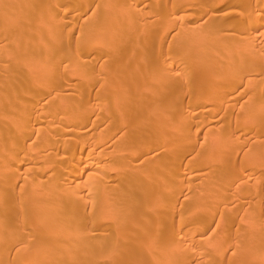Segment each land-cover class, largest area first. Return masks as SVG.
Returning <instances> with one entry per match:
<instances>
[{
    "label": "bare ground",
    "instance_id": "obj_1",
    "mask_svg": "<svg viewBox=\"0 0 264 264\" xmlns=\"http://www.w3.org/2000/svg\"><path fill=\"white\" fill-rule=\"evenodd\" d=\"M100 49L101 72L61 67ZM174 94L189 101L148 109ZM155 139L163 153L148 157ZM11 189L0 264H264V0H0V195Z\"/></svg>",
    "mask_w": 264,
    "mask_h": 264
},
{
    "label": "rangeland",
    "instance_id": "obj_2",
    "mask_svg": "<svg viewBox=\"0 0 264 264\" xmlns=\"http://www.w3.org/2000/svg\"><path fill=\"white\" fill-rule=\"evenodd\" d=\"M150 3V2H149ZM149 3H147V4H145V5H143V24H146V26H147V28H146V31H150V29L151 28H153V26H154V24H155V22H154V20H156L157 18L156 17H153L152 15H150V12H151V10H152V8H153V6H150L149 5ZM146 13V14H145ZM167 22V21H166ZM166 22H162V24L160 25V30H162L163 28H164V26H165V23ZM174 29H177V27H175ZM173 29V30H174ZM109 48V47H108ZM108 48H106L105 50L107 51V49ZM98 52V53H97ZM97 53V54H96ZM102 53V55H100ZM86 56H84L83 55V57L80 59V62H78V63H75V62H68V63H66V64H62V68L64 67V66H66V65H68L69 66V68H68V70H67V72H66V75H70V74H72V73H75V72H77V73H81V72H84V71H88V70H90V72H94V71H96L99 67V69H101V68H103V65L105 64L104 62H105V60L107 59V57L105 56L106 54H104L103 53V50L101 51V49L99 50V51H95V54H94V52H91V53H89V55H88V53H86L85 54ZM92 56V57H91ZM137 56H139V58L142 56L140 53H139V55H138V53L136 54V58H137ZM73 57H75V55L73 56ZM104 57H106L105 59H104ZM138 58V59H139ZM138 59H136V60H138ZM72 60H76V59H74V58H72ZM96 60V61H95ZM29 62V61H28ZM29 63H31V64H29ZM28 64H26V67L27 68H30L29 66H31L33 69L38 65L35 61H31V58H30V62H29ZM104 63V64H103ZM49 64V63H48ZM33 65V66H32ZM105 66V65H104ZM46 67H48L47 65L45 66V69H46ZM95 67V68H94ZM31 68V69H32ZM106 67H104L103 68V70L105 69ZM92 69V70H91ZM98 69V71H96V72H101V70H99ZM102 70V71H103ZM101 77V76H100ZM100 79V78H99ZM101 79H102V77H101ZM98 80V82L97 83H94V82H90V83H92V86L94 87L93 89H94V91H97L98 89H100V87L102 86V84H101V82H102V80ZM128 82V81H127ZM126 82V84H124L123 86H120L121 88H118V89H121V90H125V88H124V86H126L127 87V85H128V83ZM70 84H75V85H83L84 83H85V81H82L81 79H71L70 80V82H69ZM89 83V86L91 87V84ZM95 84V85H94ZM130 87V86H129ZM128 87V88H129ZM118 89H113V90H115V92L114 91H112L111 92V90L109 91L110 92V94H108L106 97H108L107 99H109L110 101L113 99V98H118V99H123V97H122V95H120V94H118ZM109 90V89H108ZM117 90V91H116ZM121 92V91H120ZM119 92V93H120ZM123 93V92H122ZM122 97V98H121ZM125 97V96H124ZM170 98V100L168 101V99ZM188 96H182V95H177V94H174V96H163V97H156V96H152L151 97V99H150V101L148 100V102H149V104H150V106L148 107V109L150 110V109H154V108H151L152 107V105L154 104V103H162L163 104V106H161V107H163V109H165V108H167V107H165V104H167V102H170V106L172 105V106H174L175 105V103L176 102H180V101H183V102H186V101H189L188 99ZM124 100V99H123ZM197 106H199V105H197ZM15 108V107H14ZM13 108V111H12V113L14 112V110L16 111L17 109H14ZM152 110H150V112H151ZM185 111V110H184ZM185 113V112H184ZM150 119V118H149ZM162 119H163V117H161V121H162ZM148 120V119H147ZM221 122L219 121V122H217V124L215 125V126H213V127H211V128H214L213 129V133L216 131V128H219L220 126H221V124H220ZM132 124V123H131ZM143 125H145V124H143ZM163 128V129H162ZM165 127L164 126H162L161 127V133L162 132H164L163 130H165L164 129ZM220 129V131H221V133H223L222 132V127L221 128H219ZM188 130V129H187ZM207 130V129H206ZM206 130L205 129H200L199 130V132H198V140L199 141H201V137L204 135V134H206L205 132H206ZM118 132L119 131H116V133H115V135H114V141H116V139L118 138ZM192 134H194L195 133V131H194V133L193 132H191ZM249 137V135L248 136H244L243 138H242V140H241V142L242 143H252V145H253V142H252V140H250V141H247V138ZM148 144H152V145H156V144H158V145H160V142H158L156 139L155 140H153L152 142H148ZM36 145H38V142H37V144ZM59 145V144H58ZM39 146H41V142H39ZM113 146V145H112ZM255 146V145H254ZM259 147H257V146H255L254 148L256 149H258V148H262V147H260V145H258ZM262 146V145H261ZM127 147H130V146H127ZM123 149V148H122ZM163 146L162 145H160L159 147H157V148H155V150L152 152H150L149 153V155H148V157H152V156H155V155H161L162 153H163ZM263 149V148H262ZM26 153V152H25ZM24 153V154H25ZM27 154V153H26ZM22 155V154H21ZM20 155V156H21ZM123 155L125 156V157H127V154H126V152H125V148H124V150H123ZM27 156H29V157H31V158H34V155H33V153H29V155H27ZM137 156L138 157H136V158H138V159H135L136 161H134V165L138 162L137 160H139V162H141L140 161V159L142 158V156H140V155H138L137 154ZM32 167V165L31 164H28V165H26V166H24V170L25 169H27V168H31ZM85 167V165H81L79 168H80V170L82 169V168H84ZM147 166H145V168H146ZM51 172V171H50ZM49 172V173H50ZM53 172V171H52ZM49 173H47V174H49ZM115 177V176H114ZM81 178H83V177H81ZM13 184H16V188L17 189H20V188H22V187H25V189L27 190V192H30L31 191V189L32 188H34V186L35 185H37V183L34 181V179L33 180H28V181H26V179H25V176H23L22 175V173H20L19 175H17V177L13 180ZM117 186V182H115L114 180L113 181H111L110 183H109V187L111 188V190H113V189H115V187ZM0 198H5V199H13V200H15V201H18L19 200V194L16 192V191H14V190H10V191H5L4 192V194H2V195H0ZM258 199L256 200L255 199V201H253V203H252V206L253 207H251V208H253V209H255V207H256V204L258 205ZM255 202V203H254ZM246 207V206H245ZM244 207V208H245ZM250 207V206H249ZM264 207V206H263ZM2 208H4L5 210H6V208H5V206H2ZM246 209H247V207H246ZM252 209V210H253ZM5 210H3V214L5 213ZM251 212V211H250ZM255 213V212H254ZM127 221H130V220H127ZM127 221H125V222H127ZM110 230V229H109ZM35 240H38V235H36V234H33V236L30 238V240H29V242H28V245H31V242H33V241H35ZM239 240H242V239H239ZM11 245H12V247H11V252L13 253V251L15 250V245H14V243H10ZM243 246L244 247H246L247 246V244H245V243H243ZM50 259H51V256L49 257Z\"/></svg>",
    "mask_w": 264,
    "mask_h": 264
}]
</instances>
